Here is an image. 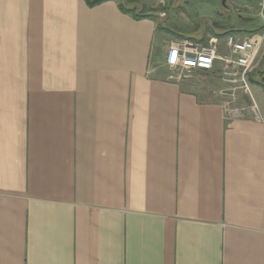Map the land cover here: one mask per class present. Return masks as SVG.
<instances>
[{
  "label": "crops",
  "instance_id": "0c3cea01",
  "mask_svg": "<svg viewBox=\"0 0 264 264\" xmlns=\"http://www.w3.org/2000/svg\"><path fill=\"white\" fill-rule=\"evenodd\" d=\"M158 14L0 0V264H264V123L216 73L164 74L172 43L225 35Z\"/></svg>",
  "mask_w": 264,
  "mask_h": 264
},
{
  "label": "built area",
  "instance_id": "2783aa9c",
  "mask_svg": "<svg viewBox=\"0 0 264 264\" xmlns=\"http://www.w3.org/2000/svg\"><path fill=\"white\" fill-rule=\"evenodd\" d=\"M258 1L263 19L261 31L247 36L229 32L223 41L219 37H212L208 42L178 40L168 46L165 64L184 77L196 70L216 73L222 83L218 95L225 110L243 94L251 100L256 119L264 123V115L257 112L251 84V75L264 48V0Z\"/></svg>",
  "mask_w": 264,
  "mask_h": 264
},
{
  "label": "rangeland",
  "instance_id": "374dc122",
  "mask_svg": "<svg viewBox=\"0 0 264 264\" xmlns=\"http://www.w3.org/2000/svg\"><path fill=\"white\" fill-rule=\"evenodd\" d=\"M176 1L135 0L136 4L145 6L147 10L153 9L156 13L166 11L168 16L172 15L170 16V23L167 24L168 27L174 26L172 28L174 32L179 34L189 33L195 35V37H200L210 30L214 33L221 32L223 36L233 29H241L247 32L261 26L263 23L258 0ZM165 2H168L167 5H165ZM167 40L169 41L170 39L166 38L164 44H166ZM261 59L262 55H260L257 66ZM158 66H160L164 74H176L163 62H159ZM187 75L204 91L218 86V81L210 73L195 71ZM182 77L184 78V76Z\"/></svg>",
  "mask_w": 264,
  "mask_h": 264
},
{
  "label": "trees",
  "instance_id": "16d2710c",
  "mask_svg": "<svg viewBox=\"0 0 264 264\" xmlns=\"http://www.w3.org/2000/svg\"><path fill=\"white\" fill-rule=\"evenodd\" d=\"M85 1L89 7H95L110 0H85ZM120 8L123 12L132 14L136 19H142V18L157 19V17L154 15L156 11H154L153 9L147 10L145 6L136 4L135 0H121Z\"/></svg>",
  "mask_w": 264,
  "mask_h": 264
},
{
  "label": "water",
  "instance_id": "95a60500",
  "mask_svg": "<svg viewBox=\"0 0 264 264\" xmlns=\"http://www.w3.org/2000/svg\"><path fill=\"white\" fill-rule=\"evenodd\" d=\"M154 15H155L156 17H158L159 14H158V13H155ZM163 19H164V18H163Z\"/></svg>",
  "mask_w": 264,
  "mask_h": 264
}]
</instances>
